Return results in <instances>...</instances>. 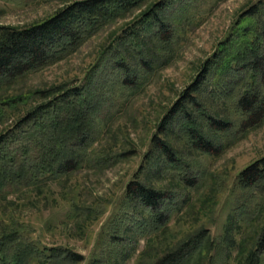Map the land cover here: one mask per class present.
<instances>
[{
	"label": "trees",
	"instance_id": "1",
	"mask_svg": "<svg viewBox=\"0 0 264 264\" xmlns=\"http://www.w3.org/2000/svg\"><path fill=\"white\" fill-rule=\"evenodd\" d=\"M147 1L76 0L40 23L22 28L0 25V89L67 59L102 28ZM199 1L152 4L107 44L81 83L0 99V124L19 113L14 123L0 131V202L11 193L41 191L50 181L89 162L103 110L113 101L132 98L152 74L176 58L179 31L184 21L194 19L190 4L194 8ZM207 102L222 106L228 117L218 116ZM263 122L264 0H259L236 18L199 74L163 116L141 170L125 186V205L138 206L143 213L139 220L143 236L164 230L175 211L174 196L147 182L154 154L162 157L160 173L175 174L177 181L191 184L186 177L191 165L166 136L179 138L194 152L216 156L224 150L225 136L233 138ZM236 178L239 188L263 200L264 156ZM203 238V231H198L149 264H191ZM83 260L68 248L36 244L28 239L24 225L0 217V264H79ZM263 262L264 223L240 264Z\"/></svg>",
	"mask_w": 264,
	"mask_h": 264
},
{
	"label": "rangeland",
	"instance_id": "2",
	"mask_svg": "<svg viewBox=\"0 0 264 264\" xmlns=\"http://www.w3.org/2000/svg\"><path fill=\"white\" fill-rule=\"evenodd\" d=\"M72 1L76 0H0V25L22 28L40 23ZM157 1L149 0L105 26L67 59L0 89V99L83 82L107 44ZM257 1L200 0L194 8L191 3L194 19L182 24L176 58L152 74L132 98L108 104L98 119L89 162L41 191L9 194L0 202V217L24 225L28 239L42 247H65L82 255L79 264H149L198 231L204 238L191 264H240L264 223V199L239 188L236 176L264 156V122L235 138L225 136L224 150L216 156L194 152L179 138L165 137L191 165L186 176L191 184L177 181L175 174L160 173L162 157L154 154L147 182L174 196L175 211L164 230L143 236L139 221L143 213L138 206L125 205L123 196L126 184L141 170L163 116L236 18ZM207 104L218 116L228 117L222 106ZM18 115L0 124V131Z\"/></svg>",
	"mask_w": 264,
	"mask_h": 264
}]
</instances>
